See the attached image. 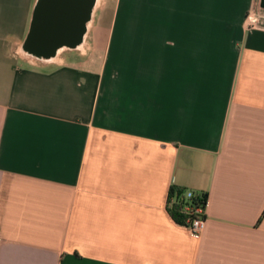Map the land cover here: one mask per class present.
<instances>
[{
	"label": "crops",
	"instance_id": "obj_1",
	"mask_svg": "<svg viewBox=\"0 0 264 264\" xmlns=\"http://www.w3.org/2000/svg\"><path fill=\"white\" fill-rule=\"evenodd\" d=\"M41 1L0 0V264H264V0H100L51 58Z\"/></svg>",
	"mask_w": 264,
	"mask_h": 264
},
{
	"label": "water",
	"instance_id": "obj_2",
	"mask_svg": "<svg viewBox=\"0 0 264 264\" xmlns=\"http://www.w3.org/2000/svg\"><path fill=\"white\" fill-rule=\"evenodd\" d=\"M98 0H42L26 50L51 58L64 43L78 45L86 34ZM77 47V46H72Z\"/></svg>",
	"mask_w": 264,
	"mask_h": 264
},
{
	"label": "built area",
	"instance_id": "obj_3",
	"mask_svg": "<svg viewBox=\"0 0 264 264\" xmlns=\"http://www.w3.org/2000/svg\"><path fill=\"white\" fill-rule=\"evenodd\" d=\"M247 21L250 28H256L260 25V18L254 12L248 16ZM203 196L192 190H184L181 195L173 196L168 204L169 209L175 206L181 208L184 220L180 224L197 238L205 233L208 224V201H205Z\"/></svg>",
	"mask_w": 264,
	"mask_h": 264
},
{
	"label": "trees",
	"instance_id": "obj_4",
	"mask_svg": "<svg viewBox=\"0 0 264 264\" xmlns=\"http://www.w3.org/2000/svg\"><path fill=\"white\" fill-rule=\"evenodd\" d=\"M39 7V6H38ZM38 7H37V10H36V15H37V11H38ZM36 15H35V19L33 21V25H32V28H31V32H30V35H29V38L25 44V49H26V46L28 45L30 39H31V36L33 34V31H34V28H35V21H36ZM28 51V50H27ZM184 192V189H179V188H173L172 189V192H171V196L169 198V200L175 196L176 194H179L181 195L182 193ZM204 200L205 201H208V196L204 195ZM171 215L173 216L174 219H176L179 223L183 222L184 220V215L182 214L181 212V208L179 206H175L174 208L172 209H169Z\"/></svg>",
	"mask_w": 264,
	"mask_h": 264
},
{
	"label": "bare ground",
	"instance_id": "obj_5",
	"mask_svg": "<svg viewBox=\"0 0 264 264\" xmlns=\"http://www.w3.org/2000/svg\"><path fill=\"white\" fill-rule=\"evenodd\" d=\"M99 2H100V0H98V2H97V5H96V8L98 7V5H99Z\"/></svg>",
	"mask_w": 264,
	"mask_h": 264
}]
</instances>
